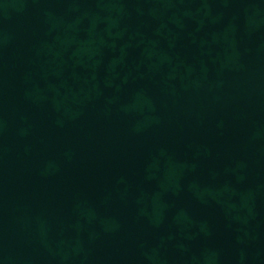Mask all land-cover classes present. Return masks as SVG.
I'll return each mask as SVG.
<instances>
[{
  "label": "water",
  "instance_id": "1",
  "mask_svg": "<svg viewBox=\"0 0 264 264\" xmlns=\"http://www.w3.org/2000/svg\"><path fill=\"white\" fill-rule=\"evenodd\" d=\"M0 264H264V0H0Z\"/></svg>",
  "mask_w": 264,
  "mask_h": 264
}]
</instances>
